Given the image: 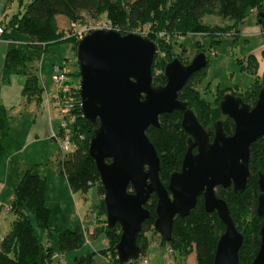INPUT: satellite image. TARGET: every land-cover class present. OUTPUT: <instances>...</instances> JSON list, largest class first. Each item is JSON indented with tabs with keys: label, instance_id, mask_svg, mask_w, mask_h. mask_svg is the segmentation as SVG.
Returning <instances> with one entry per match:
<instances>
[{
	"label": "trees",
	"instance_id": "1",
	"mask_svg": "<svg viewBox=\"0 0 264 264\" xmlns=\"http://www.w3.org/2000/svg\"><path fill=\"white\" fill-rule=\"evenodd\" d=\"M252 9L258 10L264 35V15H262L264 0H31L24 9L14 13L8 20H1L5 24L3 36L10 40L3 79L8 81L13 73L25 75L23 87L25 101L35 99L37 103H41L44 86L37 61L46 54L48 43L62 39L72 40L77 52L79 38L67 34L61 28L58 15L63 14L68 19L77 21L89 13L92 17L105 14L114 30L122 33H146L154 39L158 45V55L153 64L154 83L164 84L167 81L165 73L167 62L177 55L185 61L174 48L173 35L189 31L220 35L221 31L234 28ZM213 13L232 18L234 22L226 25L205 23L204 16ZM206 66L190 77L179 91V97L188 102L206 127H213L214 123L220 120L225 131L228 134L233 133L235 121L231 116L223 113L220 107L221 98L229 88L220 90L217 92L218 96L210 100L195 86L203 80ZM157 67L162 68L160 73H156ZM74 81L80 100L82 98L79 83L75 79ZM263 85L264 81L257 79L245 92L233 90L231 92L240 95L245 102L253 105ZM77 111V120L72 125L77 146L60 155L61 171L66 175L73 191L87 192L92 185L97 186L98 193L102 197L92 209L99 215L105 214V218L100 224H96L89 235L92 237L104 233L109 243L102 252L109 257V263L139 264L140 259L127 262L119 259L116 245L122 233L121 224L117 222L113 226L108 225L105 190L96 160L90 153V140L99 121L93 122L87 118L80 103ZM10 118L9 108L0 103V156L5 151L13 149L17 142L11 134ZM182 119L181 109L163 112L160 115V125L151 124L147 129L160 155V177L166 185L172 172L182 168L183 158L189 147V133L182 125ZM250 169L251 174L244 190L236 191L233 184L219 185L216 189L218 196L227 200L231 215L244 234V241L239 249L241 264H249L255 258L261 244L260 231L264 218L258 213L257 206L261 191L259 176L260 172L264 171V136L256 139L251 145ZM45 170L46 168L39 163H32L26 168H21L15 161L11 163L9 181L15 193L11 206L16 218L8 233L2 238L0 264H53L54 262L55 248L41 241L30 216L31 211L35 214L39 226L48 227L50 209L47 206L46 191L49 181ZM157 202V193L153 192L146 204L150 214L143 221L142 229L138 234L142 253L146 251L148 245L147 231H157L154 228ZM86 224V230L89 231L91 226L88 218ZM225 228L226 224L220 218L218 210H207L204 195L201 194L195 208L189 214L176 216L172 238L165 240L162 237V240L179 247L186 256L196 252V262L193 264H213L218 240ZM83 242L84 235L80 227L59 231L60 252L76 249ZM91 259L90 254L78 255L74 264H91Z\"/></svg>",
	"mask_w": 264,
	"mask_h": 264
},
{
	"label": "water",
	"instance_id": "2",
	"mask_svg": "<svg viewBox=\"0 0 264 264\" xmlns=\"http://www.w3.org/2000/svg\"><path fill=\"white\" fill-rule=\"evenodd\" d=\"M157 55V42L149 35L106 28L84 34L77 46L82 110L93 122L99 121L90 140V153L104 186L108 225L119 222L122 228L116 245L119 259L140 258L138 234L150 214L146 204L156 192L154 228L165 240L172 238L176 216L189 214L203 194L207 210H218L226 224L213 264H241L239 249L244 234L227 200L218 196L216 189L233 184L236 191H242L247 186L251 145L264 136V85L253 105L235 93L224 95L220 107L235 121L234 132L228 134L220 120L206 127L179 97L190 77L208 64L207 53L200 51L188 63L175 56L165 66L164 84L154 83ZM174 109L183 110L189 147L182 168L172 172L166 185L160 177V155L147 129L151 124L159 126L160 115ZM259 185L257 209L264 218V171ZM260 232V248L249 264H264V220Z\"/></svg>",
	"mask_w": 264,
	"mask_h": 264
},
{
	"label": "rangeland",
	"instance_id": "3",
	"mask_svg": "<svg viewBox=\"0 0 264 264\" xmlns=\"http://www.w3.org/2000/svg\"><path fill=\"white\" fill-rule=\"evenodd\" d=\"M2 1L0 0V3ZM29 1L31 0H13L12 4L6 9V13L9 12L7 20L14 13L19 12L20 9H24ZM105 16L104 14L92 17L89 13H86L82 19L80 18L77 20L78 22L76 21L78 23L77 27H84L91 19H101L105 18ZM58 19L61 28L67 34L72 32L74 29L72 20L63 14H59ZM203 21L212 25H226L234 22L232 18L216 13L205 15ZM162 34H165V32H162ZM172 38L176 52L184 57V62L186 63L190 62L200 51L207 53L209 62L203 74V80L196 83L195 86L210 100H214L218 96L217 92L224 88H229L226 93L231 92V90L243 93L257 79L264 81V35L257 9L250 10L247 16L234 28L221 31L220 35L206 34L202 31H189L187 33H176ZM45 53L43 58L37 61V66L46 94L52 95L58 87V83L53 79L55 62L67 60L72 68L71 76L80 85L79 63L72 40L51 41L48 43ZM161 71V67L156 68V73ZM26 103L27 101L21 103V112L16 111L11 118L14 132L19 135L18 138L20 139L17 142V148L21 149L25 146L24 142L27 139L25 128L30 126L31 122L29 120L31 117L29 119L26 117L24 120H20L19 117L22 113L27 114V111L33 112L30 109L31 106L25 105ZM51 110L54 129L59 132L62 114L53 103ZM47 136L38 140V142L27 149H22V155L25 158L20 164L23 168H26L28 165L23 166V162L30 158L37 160L38 162L35 163H39L46 168L45 174H48L47 179L49 181L47 186L49 197L47 206L49 205L50 207L48 206V208H51L48 227L39 226L35 214L31 211L30 216L39 237L44 242L51 243L57 248L60 230L65 228L74 229L79 225L84 230L87 218L89 223L94 224L91 226L94 229L97 223L100 224L103 221L105 214L99 215L97 211L92 209L102 197L98 193L96 185H92L87 192L82 190L72 192L73 190L67 177L60 168V142L54 139L55 133ZM94 212H96V215H94ZM12 215L13 212L4 210L1 215V222L2 225L4 223V227L6 223L10 222ZM7 218L8 222H5ZM147 236L149 238L148 245L146 251L141 253L140 262L148 261L151 264H193L196 262V252L186 256L179 247L170 242H164L158 231L149 230L147 231ZM96 237L99 241H102V244L108 245L109 242L104 233L101 232ZM86 240L85 237L80 247L70 250L66 254H62L58 250L59 257L55 259L53 264H74L76 256L83 253H91V264H110L107 254L102 251L92 252L94 246L92 247L89 239Z\"/></svg>",
	"mask_w": 264,
	"mask_h": 264
},
{
	"label": "crops",
	"instance_id": "4",
	"mask_svg": "<svg viewBox=\"0 0 264 264\" xmlns=\"http://www.w3.org/2000/svg\"><path fill=\"white\" fill-rule=\"evenodd\" d=\"M12 2H13V0H3L0 3V20H7V17L9 16V12L6 13V11H7L6 9H7V7L10 6V4H12ZM58 21H59V19H58ZM59 24H60V22H59ZM9 45H10L9 39H7V38L0 39V103L6 105L9 108L11 118H12V116L14 115V113L16 111L21 112L20 111L21 110L20 105H21V103L25 102V96L23 95V87H24V83L26 80V76L23 74L13 73V74H11L8 81H4L3 78H4L5 57H6V53H7V50L9 48ZM55 63H57V62H55ZM51 96L52 95H50V94H46L45 88H44L43 98H42L41 103H37V101L35 99H33L31 101H27V103L25 104V105H30L31 106L30 109L33 110V112L27 111L28 112L27 114L22 113V114H20V117H19L20 120H24L26 117H27V119H29V117H31L29 120V122H31L30 126L28 128H25V133L27 135V137H26L27 139L24 142L25 146L22 149H27L32 144L38 142V140H41L42 138L44 139V138L48 137L47 136L48 134L51 135L53 133H58L57 132L58 130L54 129L55 128L54 127V121L52 120ZM37 105H38V107H37ZM11 134L15 137L17 142H18V140H20L18 138L19 135L16 132H14V129L12 127V121H11ZM54 139H56V138L54 137ZM17 142H16L15 146L13 147V149L5 151L0 156V248H1L2 238L8 233V231L10 230V228L12 226L14 219L16 218V214L12 210V206H11V203H12V200L14 198L15 193H14V187L12 186V184L9 181V172H10L12 161L17 162L21 166L20 162L22 163V160L25 158L22 155L23 150L21 148H17ZM35 162H38V161L29 158L27 160H24L23 166L30 165V164L35 163ZM21 168H23V167L21 166ZM1 172H3V173H1ZM47 173H48V171H47ZM72 192H74V191H72ZM46 196H47V204H48V200H49L48 191H46ZM49 209H51V208H49ZM4 210L13 212V215L11 216L10 222L6 223L5 227H4V223L2 225V222H1V215L4 212ZM5 222H8V218L5 219ZM86 225L87 224H84V230H83V227L81 225L78 226L81 228V230L83 232L84 240H85V237L87 240L88 239L90 240L89 241L90 244L92 245V247L94 246L93 247L94 250L92 252L102 251V249L107 247L108 245L102 244V241L98 240L96 235H98L99 233L95 235L96 238L95 237L93 238V236L91 237L90 235H89V237H87ZM89 225L92 226V223H89ZM41 241L45 245L53 246L56 250L55 252H58L59 246L56 248L51 243L44 242L42 239H41ZM57 244H58V241H57ZM60 253L66 254V252H60ZM83 254L88 255L87 253H83ZM90 255H91V253H90ZM57 258H54V261Z\"/></svg>",
	"mask_w": 264,
	"mask_h": 264
},
{
	"label": "built area",
	"instance_id": "5",
	"mask_svg": "<svg viewBox=\"0 0 264 264\" xmlns=\"http://www.w3.org/2000/svg\"><path fill=\"white\" fill-rule=\"evenodd\" d=\"M78 22V21H77ZM76 21L72 22L74 29L69 34H73L78 38H81L84 34L97 28L113 29L111 21L105 18H93L84 27L78 28ZM5 31V24L0 20V39H3ZM143 34V33H142ZM144 35H147L144 33ZM72 68L67 60L54 63L53 79L58 83L57 89L52 93L51 101L62 114V121L60 124V132L55 133V138L60 142L61 154L73 150L77 146V141L74 138V131L72 125L77 120L79 103L82 106V99L79 100L77 90L75 88L76 83L71 76ZM96 215V212H94ZM93 226V225H92ZM93 232V227L88 231L86 235ZM59 256L58 252L53 254V258ZM140 259V258H139ZM139 264H151L148 261H141Z\"/></svg>",
	"mask_w": 264,
	"mask_h": 264
},
{
	"label": "flooded vegetation",
	"instance_id": "6",
	"mask_svg": "<svg viewBox=\"0 0 264 264\" xmlns=\"http://www.w3.org/2000/svg\"><path fill=\"white\" fill-rule=\"evenodd\" d=\"M225 94H226V93H225ZM236 95H237V94H236ZM239 96H240V95H239ZM223 97H224V96H223ZM223 97H222V98H223ZM222 98H221V100H222ZM212 133L214 134V129H213ZM212 133H211V134H212ZM213 134H212V136H213ZM193 150L196 151V150H197V146H195V147L193 148Z\"/></svg>",
	"mask_w": 264,
	"mask_h": 264
}]
</instances>
